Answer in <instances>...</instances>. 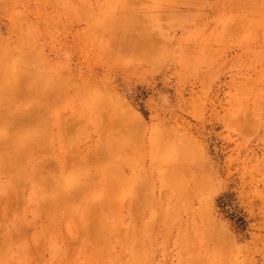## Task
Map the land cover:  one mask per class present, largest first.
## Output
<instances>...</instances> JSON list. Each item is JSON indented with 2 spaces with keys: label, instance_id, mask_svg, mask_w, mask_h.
I'll return each instance as SVG.
<instances>
[{
  "label": "rangeland",
  "instance_id": "obj_1",
  "mask_svg": "<svg viewBox=\"0 0 264 264\" xmlns=\"http://www.w3.org/2000/svg\"><path fill=\"white\" fill-rule=\"evenodd\" d=\"M0 264H264V0H0Z\"/></svg>",
  "mask_w": 264,
  "mask_h": 264
},
{
  "label": "bare ground",
  "instance_id": "obj_2",
  "mask_svg": "<svg viewBox=\"0 0 264 264\" xmlns=\"http://www.w3.org/2000/svg\"><path fill=\"white\" fill-rule=\"evenodd\" d=\"M34 108H35V107H34ZM22 116H23V115H22ZM22 119H23V118H22ZM44 203H45V202H44ZM95 222H96V219H95ZM96 223H97V222H96ZM96 223H95V226H96V227H100V226H97ZM93 226H94V225H93ZM96 231H97V230H96ZM96 231H95V232H96ZM102 232H103V231H102ZM103 233H104V232H103ZM99 234H100V233H99Z\"/></svg>",
  "mask_w": 264,
  "mask_h": 264
}]
</instances>
